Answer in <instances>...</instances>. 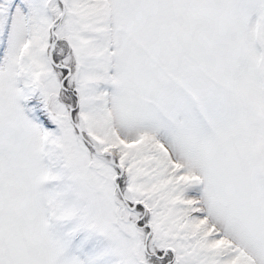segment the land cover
Listing matches in <instances>:
<instances>
[{
	"label": "snow or ice",
	"instance_id": "snow-or-ice-1",
	"mask_svg": "<svg viewBox=\"0 0 264 264\" xmlns=\"http://www.w3.org/2000/svg\"><path fill=\"white\" fill-rule=\"evenodd\" d=\"M0 264H264V0H0Z\"/></svg>",
	"mask_w": 264,
	"mask_h": 264
}]
</instances>
